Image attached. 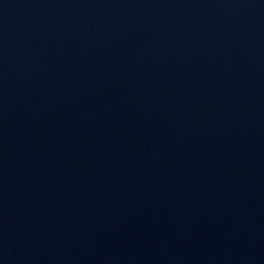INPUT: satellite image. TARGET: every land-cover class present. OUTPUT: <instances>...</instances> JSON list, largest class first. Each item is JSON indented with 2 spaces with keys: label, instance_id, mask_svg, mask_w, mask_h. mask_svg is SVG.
I'll list each match as a JSON object with an SVG mask.
<instances>
[{
  "label": "water",
  "instance_id": "95a60500",
  "mask_svg": "<svg viewBox=\"0 0 264 264\" xmlns=\"http://www.w3.org/2000/svg\"><path fill=\"white\" fill-rule=\"evenodd\" d=\"M0 264H264V0H172L0 89Z\"/></svg>",
  "mask_w": 264,
  "mask_h": 264
}]
</instances>
